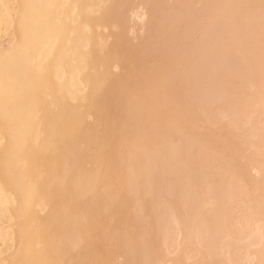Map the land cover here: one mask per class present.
Masks as SVG:
<instances>
[{
  "label": "bare ground",
  "instance_id": "bare-ground-1",
  "mask_svg": "<svg viewBox=\"0 0 264 264\" xmlns=\"http://www.w3.org/2000/svg\"><path fill=\"white\" fill-rule=\"evenodd\" d=\"M117 1H17L0 52L15 249L0 264H166L173 247L172 264H264V0H177L155 21L170 46L134 79L96 34ZM167 1L145 4L155 17Z\"/></svg>",
  "mask_w": 264,
  "mask_h": 264
},
{
  "label": "rangeland",
  "instance_id": "rangeland-1",
  "mask_svg": "<svg viewBox=\"0 0 264 264\" xmlns=\"http://www.w3.org/2000/svg\"><path fill=\"white\" fill-rule=\"evenodd\" d=\"M17 1L18 0H0V18H1L0 20V52L9 49L16 43L15 32H14L15 29H14V25L12 22L16 18V14L18 11ZM128 1L129 0H127V2ZM145 1L130 0L128 4H122L121 5L122 8L119 9V11L118 9L116 11L115 9H113V11H115L116 13L118 11L117 14L115 12H112L116 14V16L112 15L113 17H116V19L113 20V18L110 15V17L112 18L114 22L110 21L109 23V20L108 22H105L106 21L105 19L107 18L106 17L104 18L105 21L104 22L102 21V23L99 24L101 25L100 28L98 26L99 31L95 29L97 35L98 33H100V35L102 34L101 37L104 36L106 40L105 41L103 39L106 42V43L104 42L105 44H111L113 47H115L114 45H116V47L119 48L118 54H121V55L118 56V58L120 57V61L116 60L117 63H113L112 65L113 67H111L112 68L111 71L114 76L129 77V78L134 79L140 74L143 75L144 72L149 70L151 66L156 63L157 59L159 60L163 58V52L159 51L158 49L168 48L171 44L170 37H172V35L168 34L169 32L167 31V26H165L161 20L159 22H155V21L159 19H163L164 17L166 18V16L170 12L175 11L177 4L178 5H181V4L177 3V0L167 1L169 2L168 3L169 5L166 6V3H164L165 5H162L157 10L158 12L157 15L153 17L147 5L145 4L146 3ZM118 2H120V0L117 1V3ZM203 2L204 0H195V3L193 1L194 5L192 6L193 8L192 10L196 11L195 9H197L196 12H198V10L200 11L202 9L201 11H203V7H204ZM120 7H116V8H120ZM178 12L180 11L178 10ZM184 19H180V21ZM181 23L182 25H184L183 22ZM178 24L176 26H178ZM171 32L172 31H170V33ZM195 32H197V34L193 36H195V39L197 40L194 39V41L196 42L202 41L200 39L202 36L204 38V35L202 34V32L200 31L201 32L200 33L199 30H196ZM201 34L202 36H200ZM154 40L159 41L158 43L160 47H157L156 49H154V43H155ZM106 46L108 47L110 45H106ZM163 64L167 66V62H164ZM82 91L84 94L85 90H82ZM94 121H95L94 115L93 113L90 112V114H88L87 116V122L88 124H93ZM0 145H1V141H0ZM251 154L253 155L252 157H251ZM254 155L255 153L252 149H249L247 151L248 158L255 159L256 155L255 156ZM253 163H251V166L255 167L256 163L255 162ZM251 166H250L251 174L257 177L258 176L257 172ZM10 214L11 213L8 210H6V212L2 211L0 213V232L1 234H3L2 236L3 239L2 238L0 239V260L7 259L14 252V249H15L13 239H12L13 237L11 236L13 234L12 231L15 229V219H12L11 217L13 215L12 214L10 215ZM110 218L112 219V216ZM257 226H258V229H260L261 224L258 223ZM5 236L6 237L8 236L7 239ZM259 248H260L259 245H255L252 247L253 250H257ZM177 252H178L177 247H173L171 249L169 257L166 261V264H172V260L177 254ZM123 261L124 260L122 258L118 259L119 263H122Z\"/></svg>",
  "mask_w": 264,
  "mask_h": 264
}]
</instances>
